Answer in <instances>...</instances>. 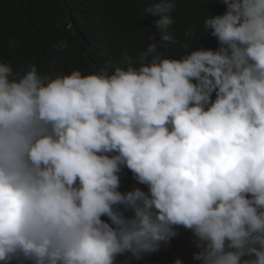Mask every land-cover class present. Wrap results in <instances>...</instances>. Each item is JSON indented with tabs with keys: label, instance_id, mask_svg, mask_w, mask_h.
Here are the masks:
<instances>
[{
	"label": "clouds",
	"instance_id": "clouds-1",
	"mask_svg": "<svg viewBox=\"0 0 264 264\" xmlns=\"http://www.w3.org/2000/svg\"><path fill=\"white\" fill-rule=\"evenodd\" d=\"M222 3L217 47L178 59L152 35L90 74L0 62V264H117L179 228L199 264H264V0ZM175 9H143L161 43ZM125 169L146 190L121 191Z\"/></svg>",
	"mask_w": 264,
	"mask_h": 264
},
{
	"label": "trees",
	"instance_id": "trees-1",
	"mask_svg": "<svg viewBox=\"0 0 264 264\" xmlns=\"http://www.w3.org/2000/svg\"><path fill=\"white\" fill-rule=\"evenodd\" d=\"M153 0H0V62H8L14 72L37 66L42 75L97 72L116 66L125 57L133 61L146 50L155 35L164 58H180L200 46L215 49L217 41L204 33L207 15L223 14L222 0H175L176 9L169 31L176 43L159 41L155 17L143 9ZM71 23L68 30L66 25ZM190 33V35H186ZM15 47H9V42ZM60 41L66 48L56 50ZM54 61V62H53ZM141 187L127 169L121 174V191ZM103 219H107L104 217ZM197 251L192 233L183 228L159 251L145 253L140 259L126 253L117 264H199L193 259Z\"/></svg>",
	"mask_w": 264,
	"mask_h": 264
}]
</instances>
